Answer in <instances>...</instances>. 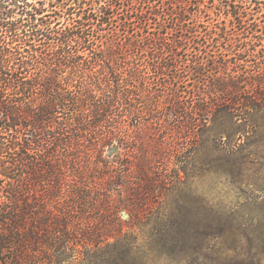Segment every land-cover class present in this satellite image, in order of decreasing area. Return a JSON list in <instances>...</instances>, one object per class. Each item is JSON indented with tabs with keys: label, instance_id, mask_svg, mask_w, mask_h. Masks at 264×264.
<instances>
[{
	"label": "trees",
	"instance_id": "1",
	"mask_svg": "<svg viewBox=\"0 0 264 264\" xmlns=\"http://www.w3.org/2000/svg\"><path fill=\"white\" fill-rule=\"evenodd\" d=\"M185 21L155 0H0V264H134L121 214L174 250L168 213H145L168 184L154 159L264 112L256 46Z\"/></svg>",
	"mask_w": 264,
	"mask_h": 264
},
{
	"label": "rangeland",
	"instance_id": "2",
	"mask_svg": "<svg viewBox=\"0 0 264 264\" xmlns=\"http://www.w3.org/2000/svg\"><path fill=\"white\" fill-rule=\"evenodd\" d=\"M155 2L181 10L185 23L195 26L199 42L207 35L230 37L236 44L255 45L259 54L252 59L264 60V0ZM232 5L250 13L247 30L239 25L241 18L232 16ZM171 28L168 24L169 36ZM198 133L180 143L184 153L154 159L155 167L167 166L168 184L144 207L147 219L158 209L168 213V239L177 241L174 250L169 251V244L168 250L156 247L145 236V226H131L130 217L121 214L123 231L140 252L134 264H264V112L246 123L218 121ZM146 143L151 150L154 142Z\"/></svg>",
	"mask_w": 264,
	"mask_h": 264
}]
</instances>
